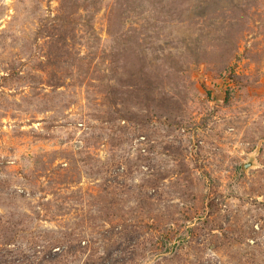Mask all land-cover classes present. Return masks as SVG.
Masks as SVG:
<instances>
[{
  "label": "rangeland",
  "instance_id": "obj_1",
  "mask_svg": "<svg viewBox=\"0 0 264 264\" xmlns=\"http://www.w3.org/2000/svg\"><path fill=\"white\" fill-rule=\"evenodd\" d=\"M0 264H264V0H0Z\"/></svg>",
  "mask_w": 264,
  "mask_h": 264
}]
</instances>
